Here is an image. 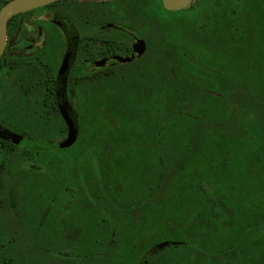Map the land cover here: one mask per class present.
Wrapping results in <instances>:
<instances>
[{"label":"flooded vegetation","instance_id":"af4514ba","mask_svg":"<svg viewBox=\"0 0 264 264\" xmlns=\"http://www.w3.org/2000/svg\"><path fill=\"white\" fill-rule=\"evenodd\" d=\"M10 1L0 0V9ZM216 1L224 0H208L201 13L206 17L202 33L193 34L190 28L192 41L175 53L182 74L181 58L189 69H199L200 81L190 78V85L203 87L209 77L238 80L240 24L233 18L211 20L213 8L220 9ZM236 1L231 5L238 11L240 0ZM160 4L163 8L161 0H59L7 20L0 43V201L15 216L19 208L23 233H38L48 240L77 230L71 244H86L92 261L116 244L120 251L112 258L114 264H264V171L260 170L264 157L251 135L247 146H218L215 171L202 169L200 175H210L217 183L211 205L205 194L211 191L204 183L207 178L195 185L190 177L196 174L191 168L197 163L186 162L182 166L189 168V177L183 189L193 196L200 186L204 208H97L96 199L108 205L127 201L129 180L141 175L138 163L127 161L129 152L159 149L160 128L143 131V122L129 116L119 89L128 76L152 62L143 33L147 29L158 33ZM253 34L250 42H259L260 34ZM197 46L200 51L195 52ZM193 54L200 65L192 61ZM249 78L250 89H264V65L254 66ZM210 97L220 104L216 96ZM85 137L92 141L99 137L101 145L85 148ZM54 160L59 183L56 209L53 203L47 205V197L29 190L35 176L49 177ZM171 172L169 191L177 197L178 173ZM158 176L157 170L156 180ZM246 176L253 181L250 194L255 196L248 202L233 198L227 188ZM130 192V198H141L136 187ZM81 197L90 208L87 221L79 226ZM32 199L42 208L39 227L31 222ZM52 210L57 213L56 224ZM163 243L169 244L163 247Z\"/></svg>","mask_w":264,"mask_h":264},{"label":"rangeland","instance_id":"374dc122","mask_svg":"<svg viewBox=\"0 0 264 264\" xmlns=\"http://www.w3.org/2000/svg\"><path fill=\"white\" fill-rule=\"evenodd\" d=\"M207 4L208 0H193L183 15L179 17L166 13V22L161 25L157 34H152L146 28L143 35L149 41L148 52L153 58L151 64L142 72L128 76L123 89H119L125 101L126 110L130 117L143 122L141 124L143 131L153 133L161 128L165 120L186 112L201 94L214 95L220 103L217 106L218 113L203 115V120H198L192 126L194 138L204 137L202 141L205 143L203 146L208 158L214 161L218 146L212 142L220 135L232 139L244 136L248 138L251 135L250 137H253L260 146L261 155L264 157V94L253 91L246 85L247 82H241L231 76H223L219 80H212L209 77L208 82L203 83V87L198 84L190 85L175 65L176 51L184 50L185 45L192 41L189 36V24L195 19L198 20ZM249 18L250 16L247 18L248 21ZM248 21L245 20L243 25ZM241 32L242 44L249 43L250 39L253 40L251 36H256L244 28ZM192 61L200 65L198 58L194 55ZM95 140L86 138L82 145L85 148L101 145L99 141L102 139L98 137ZM196 142L197 140L193 141V143ZM55 165L54 160V167L53 170H49V177L35 176L29 190L40 198L47 197L48 200H45L47 205L53 203L56 209V192L59 183L56 179ZM173 169L176 171L175 166L168 171L169 178ZM260 170L264 171L263 168ZM166 182L170 183L168 178ZM252 183V179L246 176L243 182L233 186L228 185V194H234L235 199L242 197V200L248 202L252 196L255 197L250 194ZM168 192L162 190L158 193L157 200L166 198L172 206H175L177 201L183 198V195L177 192V197H173L172 193ZM191 193L192 191L189 190L186 195L191 196ZM95 201L97 208L100 209L142 210L134 208L133 205L123 200L113 201L110 205L102 200L96 199ZM79 203L82 213H80L78 225L81 226L87 221L90 207L89 202L83 197L80 198ZM4 204L0 201V264H111V262L114 264L112 258L118 255L119 245L113 244L105 255L92 261L89 258L86 244L85 246L71 244L70 238L73 240L77 238L79 233L77 230H69V232L66 230L61 239L54 234L48 240L36 237L38 233H23L24 223L18 212L19 208L16 209L17 215L15 216ZM52 211L53 224H56L57 213L56 210ZM39 220L37 227L41 223L40 217Z\"/></svg>","mask_w":264,"mask_h":264},{"label":"trees","instance_id":"16d2710c","mask_svg":"<svg viewBox=\"0 0 264 264\" xmlns=\"http://www.w3.org/2000/svg\"><path fill=\"white\" fill-rule=\"evenodd\" d=\"M234 2L237 1L234 0ZM243 2H245V4H243ZM232 3L233 0L216 1L215 4L220 9L217 10L216 7L213 8V11L208 17L212 18L211 20H215L216 18H233L240 24V34H242V28L251 31L252 33L256 32L257 34H260L258 39L259 42H250V44L240 43L239 45L238 80L248 83L253 67L264 65V40L261 41L262 35L264 34V0H240L238 11L232 7ZM184 11L167 12L162 9L160 4L158 15L160 28L166 20V13L170 15L174 14L179 17V15H183ZM248 16H250L249 21L247 20ZM204 18H206L205 15H200L197 21L193 23L191 22V33L197 35L202 33ZM245 20L248 22L243 25ZM194 50L195 52L200 51V47H194ZM255 50H259L260 52L258 54L254 53ZM193 55L196 56V54ZM188 65L189 64L186 63L185 59L181 58V70L183 71L186 81L192 78V82H199V69L194 66H190L189 69ZM257 91L264 94V89H258ZM212 99L213 97H210V94H201L194 100L193 104L186 112L179 113L165 120L160 128L158 136V152L149 151L142 153H128L127 161L138 163L136 171L141 172V175L137 177L138 179L135 178L134 180H129V197L126 201L129 205H133L134 208H140L142 210L158 209L164 211L174 208L181 210L204 208V203L202 204V199L199 198L200 190H202L200 189V186L197 187L198 191L193 192V196H187L185 190L183 189L184 179L189 177L187 175L189 168L182 166L183 163L186 162L197 163V166L191 168L194 172H196V174L194 173L190 179L195 185H199L202 179L207 178L206 180L204 179V183L207 185L208 189L211 190L205 193L208 195L207 205L214 203V201L211 200V195L213 197L216 194L215 191L217 183L214 180H210L211 176L208 175V173V176L205 177L202 176V174L200 175V173L202 169L215 171V161L210 160L208 155L203 152L202 147H204L203 144L205 145V143H203L202 140H204V137L201 136L194 138L192 127L198 120H203V115L208 116L209 114L218 113L217 106H219V104H215ZM192 140H197V142L193 143ZM212 143L216 146H247L249 144L246 136L232 139L225 135L218 136ZM209 163L211 165H209ZM174 166L176 167V172L178 173L175 183V187L177 189L176 192L181 195H185H183V198L180 201H177L175 206H172L168 199L158 198L157 200V196L162 190L169 193L168 191L170 189L171 182L167 183L166 179L168 178L170 181L168 171ZM157 170L159 171V176L156 180L155 177ZM135 187L137 191L136 193L141 195V198H130V194L132 193L130 191H132ZM0 188L2 187L0 186ZM159 196L162 195L159 194ZM31 204L33 211L31 222L32 225L36 227L38 226V220L40 214L42 213V208L38 200L32 199ZM36 237L40 238V235H37ZM3 254L4 253L2 252V255Z\"/></svg>","mask_w":264,"mask_h":264},{"label":"water","instance_id":"95a60500","mask_svg":"<svg viewBox=\"0 0 264 264\" xmlns=\"http://www.w3.org/2000/svg\"><path fill=\"white\" fill-rule=\"evenodd\" d=\"M59 0H12L0 9V43L4 41L5 25L12 16L31 9L42 7ZM193 0H161L165 10L176 12L185 10ZM1 52V47H0ZM67 119V117H65ZM169 243H163L161 246H167Z\"/></svg>","mask_w":264,"mask_h":264}]
</instances>
